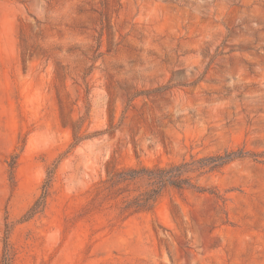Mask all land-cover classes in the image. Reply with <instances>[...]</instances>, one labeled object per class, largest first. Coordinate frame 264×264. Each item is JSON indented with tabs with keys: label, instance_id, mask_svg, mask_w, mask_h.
<instances>
[{
	"label": "rangeland",
	"instance_id": "rangeland-1",
	"mask_svg": "<svg viewBox=\"0 0 264 264\" xmlns=\"http://www.w3.org/2000/svg\"><path fill=\"white\" fill-rule=\"evenodd\" d=\"M5 261L264 264V0H0Z\"/></svg>",
	"mask_w": 264,
	"mask_h": 264
},
{
	"label": "trees",
	"instance_id": "trees-1",
	"mask_svg": "<svg viewBox=\"0 0 264 264\" xmlns=\"http://www.w3.org/2000/svg\"><path fill=\"white\" fill-rule=\"evenodd\" d=\"M100 14H101V21L103 20V18L106 19V15L104 13L101 12ZM107 23L108 21L106 19L103 25L106 27ZM234 158L235 155L232 151H225L224 154H216L207 157L205 159H202L200 160V163L205 165V164H212V162H215L210 168L211 169L219 168ZM182 167L183 165L171 164L167 167H155L154 169H147V175L149 176V179L151 180L153 187L139 194L138 198L134 200L135 206L139 208H148V206L155 200L160 190L166 185H170L176 188H181L182 185L187 182V179H184L181 176ZM48 183L49 180H45V182L43 183L42 193L33 204L31 208V212H34L43 202L46 196ZM2 264H7V261L3 262Z\"/></svg>",
	"mask_w": 264,
	"mask_h": 264
}]
</instances>
